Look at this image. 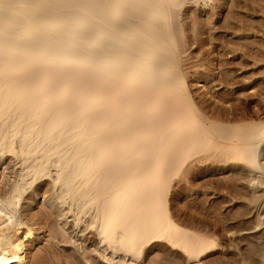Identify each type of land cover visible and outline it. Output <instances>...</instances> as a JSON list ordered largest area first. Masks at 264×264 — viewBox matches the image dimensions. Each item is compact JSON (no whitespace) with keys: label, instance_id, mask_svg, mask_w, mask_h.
<instances>
[{"label":"bare ground","instance_id":"1","mask_svg":"<svg viewBox=\"0 0 264 264\" xmlns=\"http://www.w3.org/2000/svg\"><path fill=\"white\" fill-rule=\"evenodd\" d=\"M204 1L0 0V264H202L224 246L170 195L216 157L264 202L263 121L212 119L181 67Z\"/></svg>","mask_w":264,"mask_h":264},{"label":"rangeland","instance_id":"2","mask_svg":"<svg viewBox=\"0 0 264 264\" xmlns=\"http://www.w3.org/2000/svg\"><path fill=\"white\" fill-rule=\"evenodd\" d=\"M262 6H264V0H205L198 6L189 4L184 8L183 12L187 13V18L183 17V13L181 24H183L184 29L187 28L189 31L183 29V37L185 35L184 38L186 39L185 47H187L186 50L184 48L181 67L183 71L185 70L187 83L190 84L192 81V85H190L194 91L193 93H197L195 95L196 100L203 99V101H199L198 105L205 103L202 106L200 105V109L205 110L206 105L207 111L205 110V114L209 117L213 114L212 119L215 117L217 119L218 117L217 120L215 119L216 121L228 122V118L230 120L236 117L234 121L241 123L239 115H243V117L246 116L244 123L248 119L249 122L263 121L264 123V90L262 89L264 88V7ZM204 11L205 13H203ZM189 13L191 14L189 15ZM184 31L186 34H184ZM188 36L190 37L188 38ZM227 76L230 78H227ZM196 87L200 90L197 91ZM199 95H201V99ZM226 96L230 97L226 98ZM231 97L232 99L230 100L229 98ZM222 111L227 117L223 115ZM219 112H222V116H220ZM236 113L237 116H235ZM216 114L219 115L216 116ZM260 116L262 120L259 119ZM222 117L223 119H221ZM234 121L232 119L233 123ZM216 158L195 165V167L193 166L192 169L194 170H188L195 171L194 173L188 172V168L183 171L182 178L176 183L179 184L181 182L180 186L186 183L188 188L186 191V185H182L186 196L185 194H178L180 193L178 189V192H175L176 189H172L170 198L176 204L171 200L174 206L172 208H174L173 210H178V216L181 215V217H177L174 211V217L176 216V220L185 224V226H183L184 224L182 225L183 227L186 228L188 223L190 226L187 229L196 232L201 228L202 231L200 232L206 233L209 225L211 232L207 233V235L209 234L208 237L212 235L210 239L214 240L213 238H215L216 243L224 246L223 250L220 249L221 251L219 248L213 250V254L207 256L209 259L204 258L205 260H201V262L205 261L209 264L214 260L212 264H261L259 254L262 255L264 252V202H260L262 200V192L260 191L262 190L258 186L259 183L252 182L254 178L256 181L261 179L236 161H224L218 159V157ZM204 169L208 172H203ZM238 171L240 174L236 173ZM243 171L247 177L243 175ZM190 173L192 174L190 175ZM235 173L239 176L242 173L241 176L243 177H236ZM187 177L190 179H188L189 181L186 180ZM200 187L202 190L199 189ZM228 192L232 195L228 194ZM175 194L179 195L178 198L180 200ZM258 195L259 198L257 197ZM190 202L192 205L189 204ZM213 202H216V206H213ZM185 203L187 206L184 205ZM193 203H196V206ZM260 203L263 205L261 206ZM179 210H182L183 213ZM191 226L195 228L193 229ZM213 235L215 236L213 237ZM228 245L229 248L225 250ZM162 247H164L163 244L156 247L157 249H154L152 255L154 254L153 256H155L156 253L158 256L160 250L166 251V248ZM173 255L177 256L173 252H170L168 256ZM157 256L153 258L156 259ZM181 262L182 260L178 263Z\"/></svg>","mask_w":264,"mask_h":264}]
</instances>
